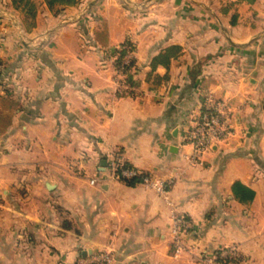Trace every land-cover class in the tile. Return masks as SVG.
I'll return each mask as SVG.
<instances>
[{
    "label": "crops",
    "instance_id": "0c3cea01",
    "mask_svg": "<svg viewBox=\"0 0 264 264\" xmlns=\"http://www.w3.org/2000/svg\"><path fill=\"white\" fill-rule=\"evenodd\" d=\"M32 1L0 0V264H264V0ZM126 41L124 94L109 50ZM208 95L232 133L193 164Z\"/></svg>",
    "mask_w": 264,
    "mask_h": 264
},
{
    "label": "built area",
    "instance_id": "2783aa9c",
    "mask_svg": "<svg viewBox=\"0 0 264 264\" xmlns=\"http://www.w3.org/2000/svg\"><path fill=\"white\" fill-rule=\"evenodd\" d=\"M131 49L123 60V64L116 69V82L119 93H130L137 90L136 85L127 82L124 77V65L130 63L133 58ZM231 127L229 117L225 112V105L215 98L213 95H208L200 104L198 115L185 136L184 144L193 146V153L190 156V161L193 164H202L204 154L215 145L227 140L231 135ZM112 174L117 179H133L141 178L142 182L149 183L151 178L149 175L140 172L129 166H124V163L113 161ZM92 179V183H95ZM191 222L184 216L175 217L174 232H175V253H180L185 247L182 236L191 230ZM235 250L233 248L222 250L219 255L212 257L211 261L218 263V258H232ZM105 260V258H103Z\"/></svg>",
    "mask_w": 264,
    "mask_h": 264
},
{
    "label": "trees",
    "instance_id": "16d2710c",
    "mask_svg": "<svg viewBox=\"0 0 264 264\" xmlns=\"http://www.w3.org/2000/svg\"><path fill=\"white\" fill-rule=\"evenodd\" d=\"M45 1L51 9H55L56 7H59V6L73 5L77 3V0H45ZM21 2H26L23 8L26 9L30 15H32L34 13L33 10L35 8L33 1L32 0H14V4L18 8L21 7ZM132 48H133V44L130 41H126L125 43L119 46L113 47L112 49L109 50V53L111 54V56L115 58L116 68H119L123 64V60L128 53V49H132ZM0 65H1V60H0ZM136 68H137V63L134 58L131 59L129 64L124 65V74H125L124 79L133 85H135V82H136L134 78V75L137 71ZM124 166L130 167V165L126 162L124 163ZM125 181L130 185H134L138 181H141V180L139 177L138 178L136 177L133 179H125ZM233 190H234L236 197L241 202H250L255 197V192L240 182H236L234 184ZM219 253L220 252H218L216 255H219ZM217 261L219 264H230L234 262L235 260L232 258H226V259L218 258Z\"/></svg>",
    "mask_w": 264,
    "mask_h": 264
},
{
    "label": "rangeland",
    "instance_id": "374dc122",
    "mask_svg": "<svg viewBox=\"0 0 264 264\" xmlns=\"http://www.w3.org/2000/svg\"><path fill=\"white\" fill-rule=\"evenodd\" d=\"M35 1H38V0H35ZM24 4H26V2H21V6H24ZM36 4H37V3H36ZM36 4H34V5H36ZM56 8H57V7H56ZM56 8H55V9H56ZM34 10H35V8H34ZM34 10H33V11H34ZM116 69H117V68H116ZM124 94H125V93H124ZM6 104H8V102H7ZM9 104L12 105V102L10 101Z\"/></svg>",
    "mask_w": 264,
    "mask_h": 264
}]
</instances>
